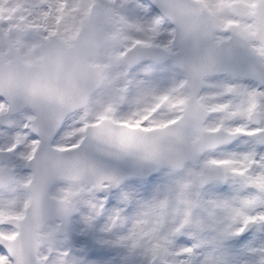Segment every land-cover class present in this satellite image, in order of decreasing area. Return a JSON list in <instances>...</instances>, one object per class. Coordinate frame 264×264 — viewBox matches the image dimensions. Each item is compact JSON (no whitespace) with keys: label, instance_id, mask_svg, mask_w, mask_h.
Returning a JSON list of instances; mask_svg holds the SVG:
<instances>
[{"label":"snow or ice","instance_id":"1","mask_svg":"<svg viewBox=\"0 0 264 264\" xmlns=\"http://www.w3.org/2000/svg\"><path fill=\"white\" fill-rule=\"evenodd\" d=\"M0 264H264V0H0Z\"/></svg>","mask_w":264,"mask_h":264}]
</instances>
